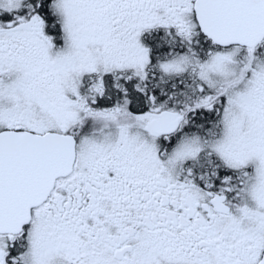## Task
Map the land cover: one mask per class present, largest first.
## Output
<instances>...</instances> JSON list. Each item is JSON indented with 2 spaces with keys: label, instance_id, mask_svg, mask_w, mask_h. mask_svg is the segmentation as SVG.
<instances>
[{
  "label": "snow or ice",
  "instance_id": "snow-or-ice-1",
  "mask_svg": "<svg viewBox=\"0 0 264 264\" xmlns=\"http://www.w3.org/2000/svg\"><path fill=\"white\" fill-rule=\"evenodd\" d=\"M0 264H264V0H0Z\"/></svg>",
  "mask_w": 264,
  "mask_h": 264
}]
</instances>
